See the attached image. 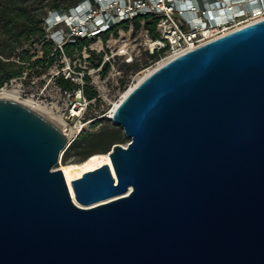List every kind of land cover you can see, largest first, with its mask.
<instances>
[{
    "label": "water",
    "instance_id": "1",
    "mask_svg": "<svg viewBox=\"0 0 264 264\" xmlns=\"http://www.w3.org/2000/svg\"><path fill=\"white\" fill-rule=\"evenodd\" d=\"M113 117L130 142L74 198L65 132L0 99V264H264V20L164 64Z\"/></svg>",
    "mask_w": 264,
    "mask_h": 264
},
{
    "label": "built area",
    "instance_id": "2",
    "mask_svg": "<svg viewBox=\"0 0 264 264\" xmlns=\"http://www.w3.org/2000/svg\"><path fill=\"white\" fill-rule=\"evenodd\" d=\"M79 3L69 10L49 12L44 18L43 26L54 51L49 57L56 55L59 60L55 61L53 73L37 99L63 116L65 133L74 127L79 132L76 138L82 133L98 132L103 127L101 119L112 120L115 102L135 85L143 72L264 20V0H81ZM146 16L157 22L155 36L145 28ZM137 18H142L139 30L135 29ZM135 32L138 35L133 37ZM79 40H89L90 44L72 57L67 56L65 46ZM59 78L78 87L71 91L58 87L57 102H46L42 97ZM85 89L94 96L88 97ZM97 110L100 115L91 117ZM75 139L70 140L67 149Z\"/></svg>",
    "mask_w": 264,
    "mask_h": 264
},
{
    "label": "trees",
    "instance_id": "3",
    "mask_svg": "<svg viewBox=\"0 0 264 264\" xmlns=\"http://www.w3.org/2000/svg\"><path fill=\"white\" fill-rule=\"evenodd\" d=\"M15 1V0H11ZM81 0H55L53 3L48 5L49 11H59V10H69L80 4ZM16 4V3H13ZM16 13V14H15ZM5 18L3 21H7L5 26L6 30L10 34L9 40V51L5 50L0 51V90L5 86L12 83V80L19 79L24 77V74L28 72L27 64L30 63V57L20 56L19 51H24L25 44H28L31 40L33 43L37 41L45 40L46 31L44 29L42 20L36 21L34 17L29 16L25 10H20L19 12H8L3 11ZM142 18L135 19V29H140V20ZM145 20V28L150 30L151 33L155 36L156 23L149 16L143 18ZM23 24V29L19 30L18 24ZM38 24H42L41 28H38ZM108 35V34H107ZM48 43V42H47ZM50 44V43H49ZM44 45V57L50 56L53 51V47L50 44ZM89 40H79L76 44H67L65 46V54L69 57H72L76 51H81L85 45H89ZM3 45V44H1ZM42 61H37L32 64V68H35L38 65H42ZM59 86L65 91H71L76 89L78 86L70 80H65L64 78L57 79ZM85 94L92 98L94 94H91L87 89H85ZM124 134L120 129L108 130L106 128H101L97 133H83L69 146L63 155V163L67 164H79V163H68V156L70 152L74 150L82 149L88 155L82 161H86L90 157L94 156L95 153L109 154L113 146L119 143H126L129 140L123 138ZM97 155V154H96ZM82 162H80L82 164Z\"/></svg>",
    "mask_w": 264,
    "mask_h": 264
},
{
    "label": "rangeland",
    "instance_id": "4",
    "mask_svg": "<svg viewBox=\"0 0 264 264\" xmlns=\"http://www.w3.org/2000/svg\"><path fill=\"white\" fill-rule=\"evenodd\" d=\"M55 0H0V51L5 50L6 52L9 51V45H10V34L6 30L5 26L7 25V21H3L5 18L3 11L8 12H19L20 10H25L29 16H32L35 18L36 21L42 20L44 17L48 15L49 7L48 5L50 3H53ZM16 3V4H13ZM16 14V13H15ZM42 24H38V28H41ZM19 30L23 29V24H18ZM136 32L133 34V37H136ZM45 40L37 41L33 43V40H31L28 44H25L24 51H19L20 56L24 57H30V63L27 64V75L19 79L12 80V83H10L8 86L9 89L18 87L21 90V97L22 99H29L30 97L35 96L36 99H38L39 95L41 94V89L44 84H46V81L49 80L50 75L53 73L52 67L55 63V61H58V57L55 55L54 57H44V45L49 44V39L47 37V34L45 36ZM127 37H124L123 39H126ZM48 42V43H47ZM3 44V45H1ZM50 47V44H49ZM42 65H38L35 68H32V64L37 61H42ZM144 74V73H143ZM142 74V75H143ZM141 75V76H142ZM139 81V79H138ZM59 86V82L56 80L54 81V84H51V87L46 91L44 96L42 97L43 100H47L46 102L49 103H56L58 100V92L57 88ZM91 117L99 116L100 111L97 110L96 112H93L90 114ZM101 122L103 123V128H106L108 130L112 129H120L122 131V134H124V131L121 127H118L115 125L112 120L109 119H101ZM100 131V130H99ZM97 133V132H93ZM83 134V133H82ZM80 136V135H79ZM78 136V137H79ZM123 138L129 140L128 137H126V134L122 135ZM77 137V138H78ZM129 142L126 143H119L123 146L128 145ZM95 154H102V153H95ZM87 153L80 150H74L70 152L68 158V163H80L82 162L86 157ZM63 163V160L62 162ZM61 163L55 167V169L61 168Z\"/></svg>",
    "mask_w": 264,
    "mask_h": 264
},
{
    "label": "bare ground",
    "instance_id": "5",
    "mask_svg": "<svg viewBox=\"0 0 264 264\" xmlns=\"http://www.w3.org/2000/svg\"><path fill=\"white\" fill-rule=\"evenodd\" d=\"M171 60H166L162 63H160L158 66L149 69L148 71L143 72L136 80V83L134 86H131V88L126 91L119 102H115V106L110 114V116L112 117V119L114 118V113L117 109V107L119 106V104L122 102V100L124 98H126L128 96V94L135 88L137 87L138 84H140L143 80H145L148 76H150L154 71H156L158 68H160L161 66H163L164 64L170 62ZM139 79V81H138ZM0 99H9V100H14V101H19V103L35 110L36 112H38L41 115H44V117H46L47 119H49L51 122H53L57 127H59L63 132L66 131V122L63 118V116L57 114L54 111V108H51L49 106L44 105L43 103H41L40 101H38L35 97H30L29 99H22L21 97V90L18 87H14L9 89L8 87H4L0 90ZM79 128V127H78ZM79 132H77V130L72 127L70 129H68L67 133H65V135L69 138V140L71 139H75L76 136L78 135ZM63 160V156H61V160L60 163ZM61 168L60 170H62L65 174L67 183L69 185V188L71 190V193L73 195L74 198L75 194H74V189H73V185L72 182L78 178H81L83 176V174L96 170L98 168H100L101 166L105 165V164H109L112 166L111 163V159H110V155L109 154H95L94 156L90 157L89 159H87L86 161L79 163V164H67L65 165L64 163H61ZM114 166H112V170L114 172ZM128 195L127 194H121V195H117L115 197H112L110 199L107 200H103L100 202H96L92 205H80L82 208H86V209H91L109 202L124 198Z\"/></svg>",
    "mask_w": 264,
    "mask_h": 264
}]
</instances>
